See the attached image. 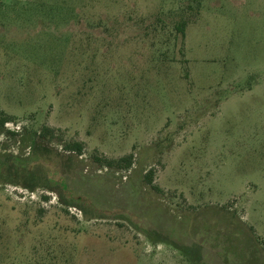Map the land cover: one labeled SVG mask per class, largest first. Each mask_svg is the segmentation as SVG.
<instances>
[{"label":"rangeland","instance_id":"374dc122","mask_svg":"<svg viewBox=\"0 0 264 264\" xmlns=\"http://www.w3.org/2000/svg\"><path fill=\"white\" fill-rule=\"evenodd\" d=\"M0 264H264V0H0Z\"/></svg>","mask_w":264,"mask_h":264},{"label":"trees","instance_id":"16d2710c","mask_svg":"<svg viewBox=\"0 0 264 264\" xmlns=\"http://www.w3.org/2000/svg\"><path fill=\"white\" fill-rule=\"evenodd\" d=\"M185 27H186V23L185 22H181L179 25H177V29L179 31H181L183 33V35L185 34ZM5 121H6L5 119H1L2 123H4ZM45 130H49V127H45ZM67 150L75 151V152H77L79 154H82V152H83V144L81 142L76 141V142L72 143L71 145H68L67 146ZM11 159L13 160V158H11ZM8 160H10V159H8ZM119 161L120 162H124V165H123L124 167H129L131 165V163H133L132 155H128V156L122 157L121 159H119ZM12 162L8 163V167H7L8 174H7V176H9V175L11 176L12 173L15 170H22V168H24V170H28L29 169L28 167H29L30 163H12ZM109 165H113V163L110 162ZM151 174H152V172H148L147 175H146L147 182H149V183L152 182V175ZM46 182L47 181L45 180L43 184L44 185L47 184ZM46 186H48V185H46ZM29 188L32 189L33 187L30 186ZM67 204H70V203H67ZM197 255H199V254H197ZM197 258L200 259V257H197Z\"/></svg>","mask_w":264,"mask_h":264}]
</instances>
